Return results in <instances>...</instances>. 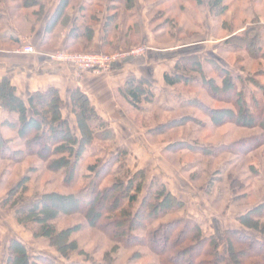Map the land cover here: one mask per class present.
Here are the masks:
<instances>
[{"label":"rangeland","instance_id":"rangeland-1","mask_svg":"<svg viewBox=\"0 0 264 264\" xmlns=\"http://www.w3.org/2000/svg\"><path fill=\"white\" fill-rule=\"evenodd\" d=\"M44 1L42 0L43 5ZM81 1L83 0H73L72 8ZM91 3L90 11L102 14L105 0H93ZM22 5L23 0H0V14H7L10 21L15 20L18 23L16 26L20 29H24L22 25L25 17L31 16L33 22H38L45 9V6L39 9L23 8ZM137 6H134L135 10L130 11L138 13L142 27L145 28L144 33L154 28V48L172 51L162 54L164 57H170L169 62L177 55H197L200 61L211 60L232 73L248 74L257 83L264 85L263 60L249 59L246 52H233L224 46L225 42L252 27H261V36L264 39V0H137ZM122 9H118V13L123 12ZM146 38L143 36L142 40L137 39L134 45L110 53H69L116 56L128 55L130 51L139 49L143 54L132 57L126 55L120 62L132 58L140 60L152 48V42ZM56 52L58 51L50 54ZM105 72L107 71L102 73ZM191 77L197 79L196 75ZM206 77L215 79V75L210 72ZM154 90L156 95L151 96L152 101L141 99L138 107L124 98L126 107L130 110L127 116L142 131L140 136L146 143H134L137 137L129 139L137 134L129 125H126L125 129L116 130L110 127L113 130L114 143H96L92 153L100 161H104L117 153L121 147H125L128 168L133 172H145L146 187L152 178H159L166 189L184 203V215L194 219L204 235H213L225 229H239L236 217L249 208L264 203V147L247 155L240 153L245 149L244 139L260 132L251 127L250 123L254 120L239 119L238 122L243 125L225 123L230 120H226L222 111L228 108V105L212 100L198 89H187L180 85L172 87L168 92L156 88ZM213 109L218 126H213L204 115L207 110L211 112ZM69 113L71 114L67 110L64 116L76 131L75 117ZM3 117L14 119V115L8 116L7 113ZM0 133L5 141L4 145L18 149L17 133ZM76 134L78 135L77 131ZM235 150L240 152L234 154L237 153ZM88 155H84L87 157L84 158L86 164L80 173L85 172L86 165L93 162L88 159ZM27 176L28 179L24 181ZM117 179L106 177L100 182V189L112 187ZM234 180L239 184L234 183ZM91 181L90 178H81L75 188H64L63 176L47 171L36 157H24L17 164H9L0 159V203L20 182L17 192H22L24 199L21 204H25L37 195L76 193L84 187L89 188ZM166 204L169 205L168 202ZM180 214L164 217L157 223L165 224ZM47 221L48 225L55 229V234H51L53 236L61 231L71 230L63 238L68 243L67 249L59 252L54 247L55 240L52 243L47 238H34L29 230L36 229L37 226L34 228L29 224L23 228L16 222L13 210L0 206L1 264L5 262L8 242L13 238L25 244L31 257L41 256L54 264H154L159 261L151 255L148 247L126 249L117 246L113 239L91 226L81 215L66 213ZM164 236L162 231L157 234V247H161V238Z\"/></svg>","mask_w":264,"mask_h":264},{"label":"trees","instance_id":"trees-1","mask_svg":"<svg viewBox=\"0 0 264 264\" xmlns=\"http://www.w3.org/2000/svg\"><path fill=\"white\" fill-rule=\"evenodd\" d=\"M72 1H60L47 22V32L58 24L67 25L70 22L67 12L72 8ZM91 1L83 0L77 4L78 10H84L86 14L83 15L92 22L80 28L77 35L81 33L83 36H91L92 26L104 12L111 20L120 13L118 9L123 8V12L132 9L137 0H105L102 14L90 11ZM22 7L42 9L44 6L42 0H23ZM262 32L261 27L246 29L240 36L225 42L224 46L233 52H246L249 59L264 61ZM172 72L164 73L167 86L181 85L187 89H198L212 100L227 104L228 108L223 109L222 114L230 121L225 123L238 124L239 119L254 120L250 125L260 132L244 139L245 149L241 152L235 150L237 153L234 154L240 152L247 155L264 147L263 84L257 83L248 74L232 73L211 60L200 61L197 55L177 59ZM209 72L215 75V79L206 77ZM193 75L197 79L191 77ZM119 93L137 107L141 99L150 102L151 96L156 95L145 79L135 77L128 78ZM69 100L78 135L64 116L67 105L58 89L50 87L45 91L33 92L23 101L7 77L0 80V108L14 115V119L3 118L1 128L17 133L19 143L16 150L13 146L4 145L0 133V159L9 164H17L24 157H36L47 171L63 176L64 188H75L81 178L92 180L89 188L84 187L76 193L37 195L25 204H21L24 199L22 192H17L21 182L13 187L0 206L13 210L16 222L23 228L29 224L34 228L37 226L29 230L34 238H47L52 243L55 240L56 244H53L59 252L67 249L68 243L63 238L71 230L53 236L51 234H55V229L48 225L47 220L66 213L78 214L113 239L117 246L126 249L148 247L151 255L159 259L154 264H264V203L236 217L239 229H225L213 235H204L199 224L184 215V203L168 191L159 178H152L146 187L145 172H133L128 168L125 147L104 161L95 157L92 151L96 143H114L113 130L80 89H74ZM209 111L204 115L213 126H218L215 109ZM85 154H89L88 159L93 162L86 165L85 172L80 173L86 164ZM106 177L118 179L112 187L100 189V182ZM26 179L28 176L24 181ZM179 213L176 219L165 224L157 223L164 217ZM161 231L165 236L161 238V247H157L156 236ZM4 264L54 263L41 256L31 257L25 244L13 238L8 242Z\"/></svg>","mask_w":264,"mask_h":264},{"label":"crops","instance_id":"crops-1","mask_svg":"<svg viewBox=\"0 0 264 264\" xmlns=\"http://www.w3.org/2000/svg\"><path fill=\"white\" fill-rule=\"evenodd\" d=\"M60 1L45 0L43 16L38 22H33L31 16L25 17L22 25L24 29L16 26L18 23L15 20L10 21L7 14H0V23L4 22L0 27V80L7 77L15 87L17 96L23 101H26L33 92L54 87L59 90L61 97L65 100L66 111H70L71 92L78 88L88 97L97 113L111 128L125 129V126L129 125L131 130L137 133L129 139L137 137L134 143H142L144 141L140 136L142 131L128 118L127 113L130 110L127 109L124 97L119 90L124 87L126 80L130 77L145 79L153 89L156 88L159 91L172 90V87L165 84L164 73L171 72L177 61L176 58L184 55H177L174 61L170 62L169 56H165L166 58L162 56L172 51L154 48V28L144 33L145 28L142 27L138 13L131 12V9L117 14L111 20L104 12L98 22L92 26L93 34L83 36L81 33L77 35L76 32L83 26L91 25L92 22L88 20L89 17L83 15L86 14L84 10H78L77 5L68 10L70 22L67 25L58 24L47 32V22ZM134 6L138 7L137 1ZM129 21L131 23L128 24ZM73 28L74 32H72ZM143 36L152 42V44L149 43L152 46L151 50L143 59H126L97 76L53 63L47 57L50 53L59 50L110 53L134 45L135 41L142 40ZM23 45L32 46L37 54L16 53L17 49ZM4 114L6 113L0 108V131L2 132L7 131L1 128Z\"/></svg>","mask_w":264,"mask_h":264},{"label":"built area","instance_id":"built-area-1","mask_svg":"<svg viewBox=\"0 0 264 264\" xmlns=\"http://www.w3.org/2000/svg\"><path fill=\"white\" fill-rule=\"evenodd\" d=\"M16 53L20 54H37V51L30 45H24L21 50H17ZM143 54V51L136 49L130 51L127 54H119L116 56H106L100 53H88V54H74L67 51H58L54 54L47 55L48 59L57 64L69 66L77 71L90 73L96 75L104 71L110 70L111 66L116 62H120L128 57L139 56Z\"/></svg>","mask_w":264,"mask_h":264}]
</instances>
